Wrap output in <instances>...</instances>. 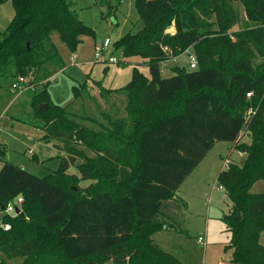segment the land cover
I'll return each instance as SVG.
<instances>
[{"label":"trees","instance_id":"1","mask_svg":"<svg viewBox=\"0 0 264 264\" xmlns=\"http://www.w3.org/2000/svg\"><path fill=\"white\" fill-rule=\"evenodd\" d=\"M6 1L13 13L0 31V86L17 95L13 85L24 78L30 108L13 120L41 130L65 156L45 177L0 158V224L10 225H0V264H183L152 234L170 228L185 205L176 192L217 142L245 155L241 166L227 159L217 176L231 203L219 217L230 263L264 264V193L251 192L264 181V0H134L142 28L113 48L146 59L149 77L133 68L124 87L94 82L106 108L87 82L72 87L65 106L46 92L63 69L51 36L70 51L94 36L72 2ZM189 49L195 68L162 78L159 64ZM82 180L91 183L82 188ZM17 196L21 212L3 214Z\"/></svg>","mask_w":264,"mask_h":264},{"label":"rangeland","instance_id":"2","mask_svg":"<svg viewBox=\"0 0 264 264\" xmlns=\"http://www.w3.org/2000/svg\"><path fill=\"white\" fill-rule=\"evenodd\" d=\"M70 1L74 14L94 30V36H83L75 51H70L57 34L51 36L63 62V69L49 79L46 92L53 104L65 106L73 100L72 87L87 82L95 101L106 108L94 82L107 89L124 87L131 79L133 68L149 77L146 59L139 56L122 57L120 50L113 48V43L126 33L138 32L142 23L138 19L134 0ZM12 13L10 1L0 4V31L7 27ZM105 39L110 40L108 52L105 51L97 60L96 47L101 46ZM109 56L115 57L118 62L107 63L105 60ZM191 58L195 59L189 49L178 57L161 62V77L173 76L174 67L191 70ZM43 88V85H38L36 92ZM17 95L7 84L0 86V158L3 157L38 177H45L58 168L65 153L56 147L55 141L41 140V131L30 127H26L30 132L23 131L22 125L13 120V117L27 118L23 110L21 114L18 112L21 107L27 110L30 106L29 93L21 92ZM84 103L90 108L93 107L90 100ZM249 141V137L245 135L243 142ZM29 150L34 152V155ZM227 159L241 166L245 155L232 149L230 142H217L195 169L193 178L199 174L195 179L196 184L192 188V183H187H190L184 196L188 203L187 208L183 205L176 215H172L173 218L168 220L170 228L152 234L154 242L161 249L173 254L183 264H232V249L226 247L230 236L219 218L222 214L229 213L231 203L217 183L219 170L227 167ZM68 173L78 175L74 166L69 168ZM90 183L89 180H82L80 187H87ZM251 192L264 193V181L256 182ZM198 236L204 238V248L198 243ZM260 243L264 245V232L260 235ZM8 264H20V260H12Z\"/></svg>","mask_w":264,"mask_h":264},{"label":"built area","instance_id":"3","mask_svg":"<svg viewBox=\"0 0 264 264\" xmlns=\"http://www.w3.org/2000/svg\"><path fill=\"white\" fill-rule=\"evenodd\" d=\"M110 46V40L109 39H105L102 43L101 46L96 47V53H95V59H99L104 52H108L107 48H109ZM74 58L76 56H73ZM107 63H116L118 62V60L113 57V56H109L107 58V60H105ZM196 65L195 59L191 58L189 60V67L191 69H194ZM24 78L20 77L18 79V81L13 85V88L18 91V93H21L27 89H30V87H25L24 86ZM32 89V88H31ZM31 153V151H29ZM228 163V160H226V164ZM21 204H22V197L21 196H17L12 202L8 203L6 208L4 209L3 214H7L9 216H17L20 212H21ZM16 209L19 210V212H16ZM1 227L3 228V230H8L10 229V225L9 224H0ZM198 243L200 244V246L202 248L205 247V242H204V238L202 236H198Z\"/></svg>","mask_w":264,"mask_h":264},{"label":"crops","instance_id":"4","mask_svg":"<svg viewBox=\"0 0 264 264\" xmlns=\"http://www.w3.org/2000/svg\"><path fill=\"white\" fill-rule=\"evenodd\" d=\"M76 58V57H75ZM18 96V95H17ZM16 123H19V122H17V121H15ZM19 124H21L22 126V130L23 131H27V132H30L31 130L29 129V128H26V127H30V126H28V125H25V124H22V123H19ZM30 128H32V127H30ZM25 129H27V130H25ZM33 129H35V128H33ZM36 130H38V129H36ZM39 131H41V130H39ZM43 135V132L41 131V136ZM41 136H40V138H41ZM1 151V150H0ZM29 151H31V150H29ZM31 154L32 155H34V152H32L31 151ZM3 158V157H2ZM4 159V158H3ZM4 160H6V159H4ZM8 161V160H7ZM0 166H1V160H0ZM199 165H197V167H198ZM196 167V168H197ZM195 168V169H196ZM195 169L191 172V174L183 181V183L181 184V186L179 187V189H178V191L176 192V197L177 198H179V199H181V200H183L184 202H185V205H186V208H187V206H188V203H187V201L184 199V196L187 194V192L188 191H186V189L188 188V185H190V183H192L191 185H190V187H192V186H194V184H196V182H197V180L195 181V179H196V177L199 175V174H197V176H194L195 178H193V173H194V171H195ZM222 169V168H221ZM220 169V170H221ZM219 170V171H220ZM200 173V172H199ZM188 181H190V183L189 184H187L188 183ZM192 181V182H191ZM193 188V187H192ZM182 209V208H181ZM180 211V209L179 210H177V211H175L174 212V214L176 215L178 212Z\"/></svg>","mask_w":264,"mask_h":264},{"label":"water","instance_id":"5","mask_svg":"<svg viewBox=\"0 0 264 264\" xmlns=\"http://www.w3.org/2000/svg\"><path fill=\"white\" fill-rule=\"evenodd\" d=\"M26 46H27V48L29 49V45L28 44H26ZM47 107V105L46 104H42V105H40V108H46ZM16 212L18 213L19 212V210L18 209H16Z\"/></svg>","mask_w":264,"mask_h":264}]
</instances>
